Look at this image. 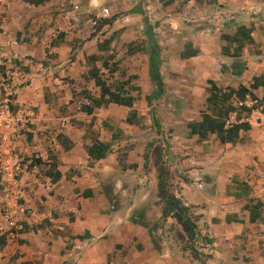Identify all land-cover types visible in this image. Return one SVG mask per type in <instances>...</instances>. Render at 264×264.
I'll use <instances>...</instances> for the list:
<instances>
[{
	"label": "crops",
	"instance_id": "0c3cea01",
	"mask_svg": "<svg viewBox=\"0 0 264 264\" xmlns=\"http://www.w3.org/2000/svg\"><path fill=\"white\" fill-rule=\"evenodd\" d=\"M156 1L165 10L182 8L172 14L175 21L167 22L172 26L181 20L174 35L158 40L159 26L145 17V27L116 24L110 33L118 36L124 30L121 37H142L143 79L151 83L145 105L166 92L181 100L186 122L160 126L154 120L139 122L135 101L131 108L109 104L97 109L111 112L112 122H91L94 113L70 115L72 106L67 105L76 97L71 88H79L83 100L85 93L99 96L90 76L96 68L89 62L104 54L99 48L116 42L108 38L100 45V39L90 38L101 16L92 14L99 0H0V79L12 64L28 78L11 104L12 112L29 122V132H22L16 147L26 156L46 152L37 129L46 130L55 147L45 178L20 176L26 201L18 218L24 230L10 238L0 215V264H201L158 227L154 230L164 220L157 169L148 166L146 171L142 156L143 144L155 140L166 143L167 168L178 186L175 196L195 217V244L201 238L205 242L195 248L199 259L206 264H264V113L240 130L233 143L193 131L203 114H213L206 102L210 82L220 92L247 88L261 102L263 87L250 86L264 76V0ZM146 9L153 13V6ZM207 11L216 13L213 24L203 21ZM132 14L127 21L141 16L139 6ZM185 16L190 20L182 21ZM240 28L249 32L250 42L237 36ZM146 30L160 48L158 99H151L159 88L150 76ZM146 130L150 138H145ZM94 142L111 144L104 159L90 160L88 148ZM122 153L126 161H120Z\"/></svg>",
	"mask_w": 264,
	"mask_h": 264
},
{
	"label": "rangeland",
	"instance_id": "374dc122",
	"mask_svg": "<svg viewBox=\"0 0 264 264\" xmlns=\"http://www.w3.org/2000/svg\"><path fill=\"white\" fill-rule=\"evenodd\" d=\"M83 1V0H81ZM182 0H179L181 2ZM211 2L213 0H210ZM156 0H99L98 4L95 9H93L92 14H97L100 12L102 14L103 9L108 10V16L106 18L101 17L99 18V21H97L96 25H94L91 30L94 29L93 32L89 33L90 38L95 37L97 40H101L100 45H103L104 42L110 38L111 40H116L115 43H112L109 47H104V49H100L99 51H102L104 54H99L97 57H94L96 60H90V66L93 68L99 70L98 75L112 88H114L117 83L120 84L122 82H128V86L125 87L126 91H131L132 95L135 99L134 102V110L139 114V122H159V126L163 122H186L188 118H184L181 112V105H180V99L176 98L171 93H163V95L158 100H153L151 103V106L145 105V102L147 101V94L148 90L151 86V83L145 82L143 79V72L142 67L144 65V59L142 52L143 48L140 47L141 45V39L142 37H137L138 39L134 38L133 35H124L121 37V33L124 31H120L119 35L117 36V33L115 36L111 35V29L116 28V24L124 25L127 24H137L138 22L141 23L139 25V29L141 27H145L143 20L144 17L147 20H151V22H155L157 24L159 33L157 34L158 40H164L168 38L170 34L174 35V31L176 28H180L181 20L176 21V25L170 26V23H167L171 21V18L173 17L172 14L179 13L182 9L179 7V9H172V7L169 6L166 10L163 8H166V6H163L162 4L157 3ZM178 2V1H177ZM179 2L178 5L179 6ZM182 5L184 4L181 2ZM186 4V3H185ZM184 4V5H185ZM153 6V13L150 14L149 10L146 9V7ZM136 6H139L140 11L142 12L141 16H137V20L134 21H127V17L131 18L135 15L132 14L133 8ZM152 8V7H151ZM207 10H211L206 8ZM216 14V13H215ZM215 14L213 11H207L208 18L203 20L207 24H213L215 21ZM182 21L190 20L186 18H181ZM109 22L105 24L106 22ZM172 21L173 20L172 18ZM101 26V28H100ZM100 28V29H98ZM98 32H101L97 34ZM141 34L142 31L140 30ZM168 35V36H167ZM179 40L181 39L180 36L177 37ZM98 45V42H96ZM101 57L104 59L105 64H107L106 69L101 64ZM98 63H97V62ZM116 68L118 71L115 73V75L111 76L108 73V69ZM133 76L136 77V79L132 78ZM145 82V84H144ZM92 89L89 91L92 94V90L95 89L94 87H91ZM79 88L73 87L71 88V91L73 92V95L76 93V97H72V99L69 100V104L67 106H72L70 115H79L80 112V105L83 101L82 98H80L78 93ZM96 93V92H95ZM96 95V94H95ZM151 99H153V95L151 96ZM175 105V106H174ZM116 109V108H115ZM117 111V109H116ZM204 111H200L199 113L202 114ZM111 112H107L105 110H95L94 114L89 118L91 122H112L111 119L108 117V114ZM190 114H193L192 112H189ZM116 114H119L116 112ZM196 116V113L193 114ZM81 116V115H79ZM78 116V117H79ZM258 118L257 120H259ZM75 120V118L73 119ZM256 120V121H257ZM71 121V120H70ZM69 121V122H70ZM89 121V122H90ZM135 122L137 120L135 119ZM145 138H150L151 132L146 130L144 132ZM147 141V140H146ZM146 143L143 144L145 147L144 154L142 156V162L144 163V169L147 171L148 166L153 167L155 164V154L154 150L156 148H159L161 150V162L165 164L167 167V159L165 155V148L166 143L161 140H155L151 145H146ZM127 149L125 146L123 150ZM121 155L124 156V153L120 154V161H126L125 159H121ZM175 178L171 175L170 181H169V189L172 193L175 194L177 187L175 183ZM191 213H193L191 211ZM159 228L161 230L162 236H165L167 239H170L171 241H174L178 243L182 248H185L189 250L190 247H200L202 243L205 244L203 239L198 242V245L192 244L189 245L186 240H180L179 236L181 233V228L175 223V221H170L168 219L161 220L157 226L154 227V230L156 228Z\"/></svg>",
	"mask_w": 264,
	"mask_h": 264
},
{
	"label": "trees",
	"instance_id": "16d2710c",
	"mask_svg": "<svg viewBox=\"0 0 264 264\" xmlns=\"http://www.w3.org/2000/svg\"><path fill=\"white\" fill-rule=\"evenodd\" d=\"M164 4H170L173 0H161ZM189 0H185L187 2ZM200 2L201 0H196ZM43 0H31V3L39 4ZM136 13V12H135ZM109 23L108 21L105 23ZM237 36L242 38V41H251L249 37V32L245 31L243 28L238 29L236 32ZM146 38L148 40V56H149V69L151 80L155 82L156 86L159 88L157 95L153 98L158 99L162 95V80L159 74V67L161 64L160 60V48L154 40L151 31L146 30ZM239 38H235V42L239 46L242 45V41ZM106 69L107 64H102ZM117 69L109 68L108 73L113 74ZM98 69H92L90 72L91 79L94 81V85L99 88V96L94 97L87 95L85 93L84 100L88 101V104L81 103L79 109L86 115H92L95 110L105 108L109 104H114L117 106H123L131 108L133 102L135 101L131 91H126L125 87L128 86V82H122L117 84L113 89L98 75ZM258 87H263L264 89V76L259 78H254L250 89L256 90ZM245 94H250L252 97L256 98L252 92L247 88L240 87L237 90L228 89L226 92H220L211 82L209 96L206 99L208 105L212 106L213 114H203L202 121L198 126L193 127L194 132H198L201 137H203L206 132L216 134L219 141L222 143H233L237 137L240 130L248 129V123L236 124L232 127L225 129L223 119L229 111L232 110L230 100L233 95L243 98ZM148 101L149 97H148ZM260 101V100H259ZM260 104L262 105V114L264 113V95L261 99ZM131 116L128 117L127 122H131ZM111 144H104L101 142H94L88 148V155L90 160L99 161L104 159L109 153ZM156 157L155 168L157 169V189H158V199L162 205V219L172 218L176 224L181 228L180 240H186L189 245L195 244L198 239L197 227L195 224V217L191 213V208L183 204V202L175 196L174 193L169 189L170 172L164 163L161 162V150L156 148L154 150ZM185 250V248H183ZM190 254L196 260H199L201 264H206L204 261L199 259V253L194 247L189 248Z\"/></svg>",
	"mask_w": 264,
	"mask_h": 264
},
{
	"label": "built area",
	"instance_id": "2783aa9c",
	"mask_svg": "<svg viewBox=\"0 0 264 264\" xmlns=\"http://www.w3.org/2000/svg\"><path fill=\"white\" fill-rule=\"evenodd\" d=\"M108 10L103 9L101 17L108 16ZM5 30L2 29V33ZM13 44H16L15 42ZM28 83V78L21 67L12 64L5 67L0 79V215L4 220L10 238L16 237L24 230L18 214L24 210L25 192L24 184L20 176L26 174L40 180L45 178V173L51 167L52 155L55 154V147L50 137H47L46 130L37 129L36 133L45 138L47 150L39 156L29 155L19 151L16 142L22 132H29L27 119L18 113H13L11 104L19 90ZM224 93V92H223ZM83 104L88 101L83 100ZM232 110L227 113L224 121V128L228 129L236 124L256 121L262 116V105L258 98L245 94L243 98L235 95L231 100ZM32 133V132H31ZM48 189L49 184H42ZM107 264H115L114 261Z\"/></svg>",
	"mask_w": 264,
	"mask_h": 264
}]
</instances>
